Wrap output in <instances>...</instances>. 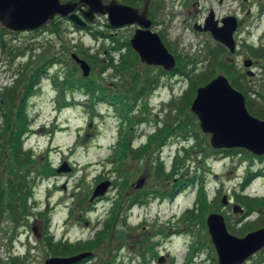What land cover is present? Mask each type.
I'll list each match as a JSON object with an SVG mask.
<instances>
[{
	"label": "rangeland",
	"instance_id": "obj_1",
	"mask_svg": "<svg viewBox=\"0 0 264 264\" xmlns=\"http://www.w3.org/2000/svg\"><path fill=\"white\" fill-rule=\"evenodd\" d=\"M119 1L143 4L142 0ZM263 5L264 0H152L154 31L175 56L193 59L189 79L165 74L160 66L148 65L135 55L130 69H116L128 49L109 53L113 41H130L136 26L114 27L103 15L90 22L92 29L77 27L65 17L30 32L9 31L0 25V264H45L51 257L88 251L93 254L83 264H218L203 217L206 222L211 213L223 214L229 232L239 237L263 225L262 219L242 222V215L222 198L226 195L231 205L241 206L238 194L264 198V158L242 148H213L184 98L195 82L205 85L222 74L235 88L251 92L258 100L255 110L264 113ZM210 10L216 19L237 17L234 53L221 52L210 33L193 28L205 23ZM96 31L112 36L98 38ZM215 50L226 63L235 64L234 79L216 67ZM75 53L90 65L88 76L72 57ZM111 55L114 62L109 60ZM53 57L56 62L47 64ZM246 59L253 61L251 66H245ZM44 66L47 73L41 74L26 97L24 127L20 128L28 80ZM212 69L214 75L209 73ZM249 69L252 76L247 75ZM73 77L108 88V97L115 96L114 104L100 98L105 95L102 90L92 98L94 94L86 88H67L65 81ZM6 89H16L12 104ZM4 113L16 118L13 126ZM164 123L174 127L166 144L155 143L149 154H139ZM19 132L24 142L20 152L9 148L11 136ZM124 141L129 142L125 158ZM172 158L185 162H172ZM160 161L164 166H158ZM65 164L68 170H55ZM252 171L261 175L242 190L241 183ZM142 177L147 190L132 189L130 185ZM173 177L180 181V190L174 198H164ZM105 181L111 184L104 196L92 201L97 185ZM155 190L164 199L155 197ZM201 193H206L209 203L205 216L200 203L196 205ZM190 210L196 220L184 219ZM45 218L47 241L32 237L35 249L29 252L28 235L33 234L32 228L41 230ZM15 233L21 239L20 247L14 242L19 254L13 253L11 245ZM98 237L97 246L77 251ZM159 258L164 260L159 262ZM259 262L264 264V250L242 264Z\"/></svg>",
	"mask_w": 264,
	"mask_h": 264
},
{
	"label": "water",
	"instance_id": "obj_2",
	"mask_svg": "<svg viewBox=\"0 0 264 264\" xmlns=\"http://www.w3.org/2000/svg\"><path fill=\"white\" fill-rule=\"evenodd\" d=\"M148 5L149 1L140 9L118 0H0V22L8 30L32 31L45 26L57 16L68 17L77 26L85 27L88 21L95 20L97 14L107 15L110 25L114 27L139 25L131 38V45L142 62L173 70L177 65L176 57L160 35L151 29ZM75 10L81 11L82 15ZM195 27L200 31H210L231 52L236 51V16L228 15L219 20L211 11L205 24ZM72 57L80 63L83 74L88 76L90 65L76 53ZM252 63L251 59L244 61L245 66H251ZM248 74L253 75L254 72L249 71ZM192 110L199 116L202 130L211 133L214 148L245 147L253 153L264 155V120L249 113L244 94L235 89L226 76L221 74L199 87ZM58 170H68L67 165ZM110 184L111 181H105L97 185L92 200L104 195ZM143 184L142 177L136 187L141 188ZM222 202L228 204L226 195ZM233 210L240 212L242 207L235 204ZM207 226L217 251L218 264H242L264 247V227L239 237L229 232L225 216L215 212L208 215ZM92 254L88 251L71 257H51L45 264H74ZM163 260L159 258V262Z\"/></svg>",
	"mask_w": 264,
	"mask_h": 264
},
{
	"label": "trees",
	"instance_id": "obj_3",
	"mask_svg": "<svg viewBox=\"0 0 264 264\" xmlns=\"http://www.w3.org/2000/svg\"><path fill=\"white\" fill-rule=\"evenodd\" d=\"M262 9H264V5L262 6ZM262 11H264V10H262ZM91 27L92 26H89V28H91ZM95 33H100V34H96L97 36H101V34H102V36H107V35L108 36H112L111 34H108L106 32H101V31H96ZM113 42H114V44H113L112 48L110 49L111 51H109V53H111V52H114V53L115 52H119L120 53L124 49H128L127 50L128 51L127 54L121 55V58H122L121 63L119 65H116L115 68L116 69L119 68L121 70H123V69L124 70L130 69L129 67L133 64L132 61H131L132 60V56L135 55L136 57H138V54L133 50V48H132V46H131V44H130L129 41H126V40L125 41H122V40H119L118 39V40H114ZM220 45H221L220 46L221 47L220 51L221 52H224L226 50L225 46H223L222 44H220ZM214 54H217V58H218L216 60V67L217 68H222L225 71L226 74L232 75V76H234L233 78H235L237 72H236L234 63H232V64L226 63V61L221 58V54L217 50L214 51ZM177 59H178V67L173 71L174 75L175 74H181L183 76H186V78H188V79H189V77L191 78L190 71L188 70V68L191 66V63L193 62V59H190V58L189 59H185L181 55H179V57H177ZM109 60H111L110 62H114V57L111 55V57L109 58ZM55 62H56L55 57H53V58H51V59H49L47 61V64L48 63L49 64H54ZM162 71H163V73H166V71H164V70H162ZM34 72H36V73L34 75H32L31 78H29V80H28L29 85L27 87V92H25V94H24V96H25L24 97V100L21 102V106H20V121L22 122V125L23 126H20V128L21 127H24V123H23L22 119L25 118V115H24L25 113L23 114V112H24V108L26 106V97L30 94L31 89L33 88L34 84L36 82H38L39 79L41 78V74L42 73L43 74H46L47 73V70H46V67L44 66L43 69L40 68L39 70H36ZM209 73H211L212 75H214L215 74V71H213V69H212ZM193 80L195 82V79H193ZM65 85H67V88H70V89L82 88V87L83 88H86V90L88 91V93L94 94V95H92V98L98 97L96 95L97 90H102L104 92V94H105L104 96H102L100 98H108L109 99L110 97H112V96L108 97V93H109L108 88H106V87H104L102 85H98L97 83H95V81L94 82H91L90 80L89 81L88 80H83V81H80L79 82L76 78L73 77V79H71V81H70L69 78H67V80L65 81ZM190 85L192 86L193 84L191 83ZM191 86H190V88H191ZM196 86H197V84L195 82L194 85L192 86L191 91L188 90L187 92H185V96H184V98L186 99L185 104L187 105L188 108H189V106H190V104L192 102L193 97L195 96V87ZM146 88L148 89V86L147 85H146ZM132 90L135 91V87ZM15 94H16V89H6V91H5V95L8 96V98H10V101L9 102H11V104L13 103L12 101H13V99L15 97ZM191 96H192V98H191ZM119 98L120 99H123V100L124 99L126 100V98L123 97L122 95H120ZM113 99H115V96H113ZM6 101H7V99L5 100V102ZM128 105H129L130 110H131L132 109V105L131 104H128ZM180 110H182V109L180 108ZM3 115L5 117H7V120L6 121L8 122V124L10 125V127L13 126L12 125V122H16V118L13 116V114L10 113L8 115V114L4 113ZM173 131L174 130L171 129V126H165L161 130L160 133L158 132V136L160 137V140H162V142H164V140L166 139V137H168L170 134H172ZM22 134H23V132H21V133L19 132L18 134L15 133L13 136H11V139L12 140L10 141L9 148H11L12 150L14 149V150H16L18 152L21 151V149L23 147L22 146V141H21ZM156 141H158V140H157V138L155 136L153 138H151L149 144H147L146 146H143V147L140 148L139 154H141V153H145L146 155L149 154L151 152V150H152L153 143H157ZM163 144L164 143H161V145H163ZM128 147H129V142L124 141L123 149H122V152L124 153L123 158H125L127 156V154H128V152H127ZM12 152L13 153H16L15 151H12ZM133 152H136V154H138V151H133ZM183 161L185 162V159L184 160L182 159V162ZM176 162L180 164L181 161L176 160ZM182 162H181V164H182ZM159 165L163 166L164 164H161L160 163ZM258 174L259 173H250V175L247 176L244 179V181L241 183V185H240L241 188H242V190H245L249 186V184L252 182V180ZM201 190L204 191L203 187L201 188ZM206 196H207L206 193H205V195L201 193L199 195V197H198V200L196 201V205H199V203H200V206L199 207L201 208V211L204 214L203 216H205V213L207 214V212H208L207 207L209 206V203H208V201L206 199ZM138 197H143V195L141 194ZM218 197H220V194H219ZM136 200H137V198L133 202H136ZM237 200L240 203L248 206V208H252L253 206H261V205L264 204V200L263 199L251 198L250 196H247L245 194L244 195L238 194L237 195ZM133 202H130L131 205H129V206H133L132 205ZM184 219L185 220L192 221V220H196V216H194L193 215V211L190 210L187 213V215L184 217ZM202 223H203V226L206 225V222H205V218L204 217H203ZM98 239H101V238L98 237L97 240L95 239L94 241H91L90 243L85 244L83 246V248L81 247L77 251L86 250V249L87 250H91L93 247L97 246ZM199 240H201V239L199 238ZM202 244H204V243H202ZM75 248H77V246H75ZM196 250H197V246L194 247L193 254H195ZM261 262H259L258 264H261Z\"/></svg>",
	"mask_w": 264,
	"mask_h": 264
},
{
	"label": "flooded vegetation",
	"instance_id": "obj_4",
	"mask_svg": "<svg viewBox=\"0 0 264 264\" xmlns=\"http://www.w3.org/2000/svg\"><path fill=\"white\" fill-rule=\"evenodd\" d=\"M149 1V5H148V7H149V10L151 11V9H152V0H142V3L143 4H141L142 5V7H140L141 9H143L144 8V6L146 5V2H148ZM135 6V5H134ZM138 7V6H137ZM211 9V8H210ZM152 12V11H151ZM150 12V13H151ZM223 18V17H222ZM222 18H220V19H222ZM152 20H153V18H152ZM0 25H1V28H4L3 26H2V24H1V22H0ZM128 26H131V27H134V26H136V27H134V31L139 27V25L138 24H135V25H128ZM155 26V22H154V20H153V26H152V29H153V27ZM154 30V29H153ZM205 33H210L211 34V32H205ZM213 78H215V77H213ZM200 87V86H199ZM197 88H198V86H196L195 87V96L193 97V99H192V102L195 100V98H196V96H197ZM250 93L251 92H248V90H246V92H244V94H245V98H246V106H247V108H248V111L250 112V114L251 115H253V116H255V117H258V118H260V119H264V113H259L258 111H256L255 110V108H254V106H253V104L254 103H257V101L258 100H256L253 96V94L252 95H250ZM191 111L193 112V114H195L196 116H197V118L199 119V116L191 109ZM199 122H200V119H199ZM200 125V124H199ZM162 126H171V129H173L174 130V127L172 126V124H163ZM173 134V133H172ZM172 134H170L168 137H167V139L169 138V137H171L172 136ZM205 135H208L209 136V139H210V142H211V134L210 133H206L205 132ZM23 143L24 142H22V146H23ZM224 149V148H223ZM245 150H247V151H249L248 149H246L245 148ZM249 152H251V151H249ZM43 169V168H42ZM56 171H57V169H55ZM175 172H177V170L175 171ZM174 176V175H173ZM176 177V176H175ZM175 177H173V182H172V186H169L168 187V191H169V194L168 193H165V194H167L164 198H174V196H175V194L176 193H178V191L180 190V181H178V179H176ZM34 182V178L32 179V181L29 183L30 184V187H31V184ZM147 184H148V181H147ZM131 188L132 189H134V190H137L138 192L139 191H142V190H147L146 189V184H145V186L144 187H142V188H139V189H137L136 187H135V185H134V183H132L131 185ZM28 187H29V185H28ZM30 187H29V189H30ZM25 189V188H24ZM155 191H157V190H155ZM158 194V195H157ZM155 197H157V196H159V197H161L162 199H164L163 197H162V195H161V193H159L158 191L157 192H155L154 194H153ZM262 199H264V198H262ZM226 206H231L232 208H233V205H231V203H229V204H227ZM242 207H243V211H240V214L242 215L241 216V218H240V220L242 221V222H245V221H249V222H251V221H254V222H258L259 220H264V204L263 205H261V206H253L252 208H248V206H246V205H244V204H242ZM46 224H48V221H47V218H45V219H43V222L41 223V225H40V227H41V230H39V228L38 227H36V228H32V230H33V234H29L28 235V240H29V242H28V245L30 246V248H29V252H30V249L31 248H33V250L35 249V244L33 243V240H32V237H34L35 239H41L42 237V240L43 239H45L46 241H47V233H46V230L43 228V226L45 225L46 226ZM264 226V224L263 225H260V226H256V227H253V228H250V229H248V230H246L245 231V229L243 228V229H241V231H245V232H243V233H240L241 234V237H243V236H245L247 233H249V232H252V231H254V230H256V229H258V228H261V227H263ZM44 231H45V233H44ZM16 241H18V244H19V246L18 247H20V242H21V239H20V234L18 235L17 233H15V234H13L12 235V237H11V245H12V248H13V253H20V249L19 248H17L16 247V245H14V242L16 243ZM262 250H264V248L262 249ZM83 262L84 261H82V262H80V263H78V264H83Z\"/></svg>",
	"mask_w": 264,
	"mask_h": 264
}]
</instances>
